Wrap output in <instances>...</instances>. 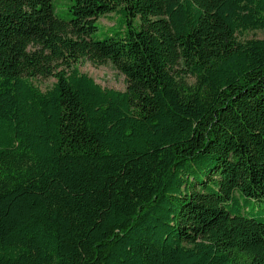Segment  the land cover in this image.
Segmentation results:
<instances>
[{
    "label": "trees",
    "instance_id": "16d2710c",
    "mask_svg": "<svg viewBox=\"0 0 264 264\" xmlns=\"http://www.w3.org/2000/svg\"><path fill=\"white\" fill-rule=\"evenodd\" d=\"M69 11L0 0V264H264V0Z\"/></svg>",
    "mask_w": 264,
    "mask_h": 264
},
{
    "label": "rangeland",
    "instance_id": "374dc122",
    "mask_svg": "<svg viewBox=\"0 0 264 264\" xmlns=\"http://www.w3.org/2000/svg\"><path fill=\"white\" fill-rule=\"evenodd\" d=\"M72 0H55L57 6V15L61 18H69L70 11L69 5ZM116 15L109 14L107 16L99 19L98 26L99 31L95 34L94 37L101 38L104 30H108L111 27L115 26ZM111 30H113L111 28ZM241 39H264V30L248 31L239 35ZM78 68L82 73H86L91 76L98 84L104 88H111L115 90L124 91L126 89V78L119 72L111 63L104 65H94L88 60H81L78 63ZM189 83H192L191 78H187ZM55 82L53 77L50 78H36L33 80V84L37 86L40 90L46 91L49 89L52 84ZM260 205V204H259ZM264 206V202L261 204Z\"/></svg>",
    "mask_w": 264,
    "mask_h": 264
}]
</instances>
